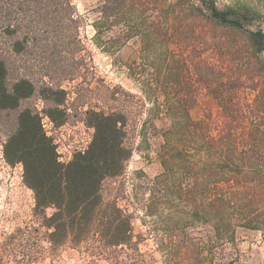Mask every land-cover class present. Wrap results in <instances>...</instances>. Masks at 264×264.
<instances>
[{
    "label": "rangeland",
    "instance_id": "374dc122",
    "mask_svg": "<svg viewBox=\"0 0 264 264\" xmlns=\"http://www.w3.org/2000/svg\"><path fill=\"white\" fill-rule=\"evenodd\" d=\"M71 1L77 39L9 69L34 93L0 114V264H264V63L248 39L264 32V0H215L248 15L239 30L211 21L198 0H125L110 29L103 0ZM23 109L63 165L91 142V113L122 117L129 155L79 237L48 242L22 165L4 158Z\"/></svg>",
    "mask_w": 264,
    "mask_h": 264
},
{
    "label": "trees",
    "instance_id": "16d2710c",
    "mask_svg": "<svg viewBox=\"0 0 264 264\" xmlns=\"http://www.w3.org/2000/svg\"><path fill=\"white\" fill-rule=\"evenodd\" d=\"M198 1L218 25L239 30L248 23L244 21H249L246 13L218 9L215 0ZM123 10L125 0H103L100 23L110 29ZM78 28L71 0H0V114L16 110L34 93V81L26 74L9 78V69L16 62L13 58H20L25 69L35 66L34 61L22 59L28 54L39 57L56 39L76 40ZM130 37L126 35L124 41ZM248 39L264 63V32H248ZM45 77L51 80L47 74ZM76 77L72 74L64 79L72 81ZM47 113V117L55 120L51 110ZM91 117L89 125L94 130L91 142L84 151L74 153L66 165L57 161L55 147L45 136L39 117L28 109L20 110L15 129L3 143L6 162L23 167L24 184L34 193L35 212H40L49 243L62 241L69 235L74 238L88 229L100 202L102 183L119 174L129 155L122 144L119 126L122 117L104 113H91ZM64 124L65 120H60L57 126ZM48 206L57 211L46 217L44 209ZM126 227L125 224L115 227V236H124Z\"/></svg>",
    "mask_w": 264,
    "mask_h": 264
}]
</instances>
